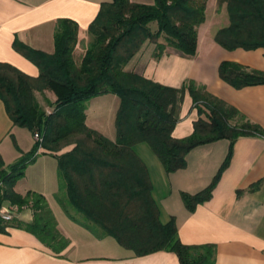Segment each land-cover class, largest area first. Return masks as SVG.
I'll use <instances>...</instances> for the list:
<instances>
[{
  "label": "trees",
  "instance_id": "16d2710c",
  "mask_svg": "<svg viewBox=\"0 0 264 264\" xmlns=\"http://www.w3.org/2000/svg\"><path fill=\"white\" fill-rule=\"evenodd\" d=\"M207 2L104 1L89 25V45L79 55V23L72 18L57 20L53 52L15 40V49L37 65L40 73L31 76L12 63L0 61V97L14 125L33 135L39 133L41 139H36L28 152L15 142L22 155L8 168L0 155L4 183L0 198L9 199L20 210L30 207L34 216L30 223L0 221L1 230L9 225L23 228L58 254L69 245L47 197L33 190L22 194L14 189L28 166L49 154L57 159V201L71 219L95 236H112L136 255L167 249L176 252L182 264L216 263L215 243H183L174 219L161 221L148 167L135 146L148 143L170 173L187 166V155L193 148L222 138L230 140L227 158L211 184L194 194L181 193L186 207L194 211L211 197L237 139L264 135V128L194 80L178 88L125 69L146 43L155 45L156 58L169 48L196 55ZM219 4H226L229 24L217 30L215 40L229 50L264 49V0H219ZM219 72L236 88L264 84V70L249 69L235 61H223ZM44 90L57 97L49 111L36 96V91ZM186 90L199 118L190 135L177 138L173 136L177 107ZM107 93L120 98L115 139L86 122L88 101Z\"/></svg>",
  "mask_w": 264,
  "mask_h": 264
},
{
  "label": "crops",
  "instance_id": "0c3cea01",
  "mask_svg": "<svg viewBox=\"0 0 264 264\" xmlns=\"http://www.w3.org/2000/svg\"><path fill=\"white\" fill-rule=\"evenodd\" d=\"M104 1L111 0H0V61L12 63L31 76H38V66L15 49V40L53 52L56 22L61 17H67L79 23L78 51L84 39L86 44L89 43V25ZM224 10H227L226 4L223 13ZM228 24L229 20L221 27ZM203 25L199 27L196 55L168 50L156 58L153 55L154 45L146 43L125 69L178 88L194 80L264 128V84L236 88L219 72L220 64L225 60L238 62L249 69L264 70V49L239 47L229 50L215 40L219 27L205 50L207 41H203ZM45 92L37 93H41L43 98L47 95L55 103L56 95L50 90ZM118 97L113 93L96 96L88 101L86 109L87 124L112 139L117 136L116 124L112 122L116 121L120 106ZM44 100L48 99L45 97ZM177 117L173 136L181 138L190 135L199 112L188 90L178 104ZM17 127L0 97V155L6 165L5 154L12 146L9 138L11 135L17 138L15 131L20 128ZM135 149L148 167L161 221L168 223L174 219L183 243H215V264H264V135H247L237 139L229 163L213 187L211 197L194 211L186 207L181 193L194 194L211 184L227 158L230 140L222 138L193 148L187 155V166L170 173L148 143H139ZM48 157L57 162L49 154L39 156L37 162H45ZM42 174L39 187L29 186L21 191L16 184L14 189L22 194L29 190L37 191L49 200L44 181L47 169L43 168ZM54 211L59 213L53 208ZM66 215L70 221L77 223ZM33 217L32 209L24 207L13 222L30 223ZM59 224L58 221L60 231L70 240L60 254L23 228L9 225L5 230L0 229V264H182L177 253L171 250L136 255L112 236L99 238L79 223L77 225L83 229L77 228L80 232L70 224L66 225L67 229ZM75 233L81 234L80 238ZM108 237L114 238L117 244L108 242Z\"/></svg>",
  "mask_w": 264,
  "mask_h": 264
},
{
  "label": "rangeland",
  "instance_id": "374dc122",
  "mask_svg": "<svg viewBox=\"0 0 264 264\" xmlns=\"http://www.w3.org/2000/svg\"><path fill=\"white\" fill-rule=\"evenodd\" d=\"M134 1H140L143 3L152 4V3H154L155 0H134ZM223 6H224V4H222V5L219 4V0H214V1L208 0V2H207V11H206L207 17H206V21L204 22V25H203L202 31H201L202 35H203V41L205 39L207 41L204 44L205 50H206V45L210 42V40L213 39V33L219 27H221L224 23H226V21L229 20L227 10L226 11L224 10V13H223ZM224 20H225V22H222ZM152 24L155 26L157 25L156 22H153ZM87 36H88V39L90 41V39L92 38L90 33L87 32ZM83 41L84 42H82V44L80 45V49L77 51L78 55L82 52V50L84 49V47L86 45H89V43L88 44L85 43V41H86L85 39ZM149 44L154 45L153 43H149ZM169 50H173V49L169 48ZM37 92H42V94H43L45 92V90L44 91H36V96L37 95L39 96V98L37 97V99L40 102V105L42 106V108L44 110L49 111L52 108H54L55 103H53L51 101V99L48 98V96H47L48 93L45 92L47 94L45 97H46V99H48L46 101V100H44L45 97L44 98L41 97L42 94L37 93ZM114 122L115 121L113 120L112 124H114ZM17 128H19V127H17ZM15 133H16L17 138L15 137L16 140H14V138L11 135V137L9 138V141L11 142L12 146L8 148V150L5 154V158L7 159L6 161H8L7 165L5 164V167H7V168L10 165L14 164L22 155V152L19 151L18 148L16 147L15 142L22 149L23 152H28L33 148V146L35 144V140H36L35 135H33L31 133V131L25 127H20L19 129H16ZM46 160L47 161H45V162H43L42 160L37 162V160H36L34 163L30 164L28 166L30 168L27 171V176H24L18 180V182L16 183L17 187L21 191L24 190L26 187L28 188L29 186L30 187H39L38 183L41 181L40 177L43 176L42 169L43 168L47 169V174L44 176L45 177L44 181L46 182L45 187H46V191L49 193L48 194L49 204H50L52 210L54 208L56 210V212L59 211V213H60V214L55 213V211H54V214L56 216L57 221H59L61 223L59 225L60 226L62 225L63 228L65 227L64 229H67L66 225L70 224L75 229L79 228L80 230H83L82 226L77 225V223L72 222L68 219L66 213H64L65 212L64 209L62 208V206L57 201V199L55 197V193H57L59 191V177H58L57 162L54 159L49 158V157ZM41 183H43V182H41ZM20 211L21 210L18 207L17 217L19 216ZM62 216H64V218H62ZM17 217H15V219ZM75 235H76V237L80 238L81 234L75 233ZM107 240L110 243L117 244L116 240L112 237H108Z\"/></svg>",
  "mask_w": 264,
  "mask_h": 264
},
{
  "label": "built area",
  "instance_id": "2783aa9c",
  "mask_svg": "<svg viewBox=\"0 0 264 264\" xmlns=\"http://www.w3.org/2000/svg\"><path fill=\"white\" fill-rule=\"evenodd\" d=\"M36 139H41L39 133L35 134ZM3 179L0 176V195L3 194ZM18 206L13 204L9 199L0 198V221L3 223L12 222L17 217Z\"/></svg>",
  "mask_w": 264,
  "mask_h": 264
}]
</instances>
